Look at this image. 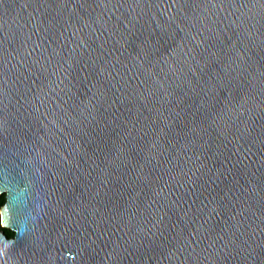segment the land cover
<instances>
[{"label":"water","instance_id":"obj_1","mask_svg":"<svg viewBox=\"0 0 264 264\" xmlns=\"http://www.w3.org/2000/svg\"><path fill=\"white\" fill-rule=\"evenodd\" d=\"M0 194V264H264V0H0Z\"/></svg>","mask_w":264,"mask_h":264},{"label":"trees","instance_id":"obj_2","mask_svg":"<svg viewBox=\"0 0 264 264\" xmlns=\"http://www.w3.org/2000/svg\"><path fill=\"white\" fill-rule=\"evenodd\" d=\"M5 202V195L4 194H0V204L2 205L3 203ZM5 234L8 236V237H12L14 235V232L11 231L10 229L8 228H1Z\"/></svg>","mask_w":264,"mask_h":264}]
</instances>
